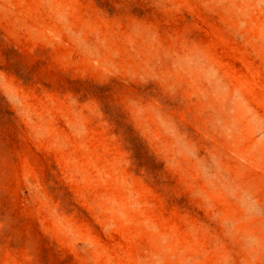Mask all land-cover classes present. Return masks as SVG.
<instances>
[{
  "label": "rangeland",
  "instance_id": "1",
  "mask_svg": "<svg viewBox=\"0 0 264 264\" xmlns=\"http://www.w3.org/2000/svg\"><path fill=\"white\" fill-rule=\"evenodd\" d=\"M0 264H264V0H0Z\"/></svg>",
  "mask_w": 264,
  "mask_h": 264
}]
</instances>
